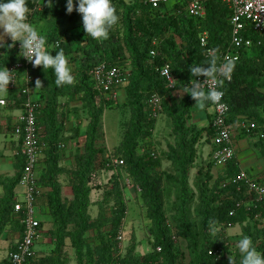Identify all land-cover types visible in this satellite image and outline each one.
Wrapping results in <instances>:
<instances>
[{"label": "trees", "instance_id": "16d2710c", "mask_svg": "<svg viewBox=\"0 0 264 264\" xmlns=\"http://www.w3.org/2000/svg\"><path fill=\"white\" fill-rule=\"evenodd\" d=\"M185 1H172L174 2L172 8L168 9L166 5L162 10L155 12L142 0H133V3L113 0L115 7L119 6L118 24L110 31L107 40L98 42L84 32L81 14L75 10L70 14L67 12V0H51L52 7L47 4L48 0H44V3L41 0L40 8L37 7L38 0H28L30 8L28 21L37 26L43 24L41 34L51 45L48 50L54 52L63 48L69 64L77 63L78 52L83 56L76 70L78 75L76 77L73 75L74 81L71 85L57 87L52 70L49 68L44 71L42 66H37L33 73L34 78L29 84L33 89L37 80L41 82L39 87L41 97L37 98L34 90L32 92L35 99L45 102L37 121L38 126L43 129L41 139L44 143L42 156L45 158L43 161L45 168H41V157L39 169H43V173L39 175L38 183L41 194L36 204L39 207V203H42L48 209L53 224L48 232L54 240V248L48 255L29 256L25 264H68L62 257L67 240L74 249L77 264H139L135 246L131 245L123 254L119 248L120 241L117 239L127 216V202L134 198L127 199L126 190L117 186L114 189L116 201L111 218L104 217L100 210L102 217L92 222L89 214L91 192L99 187L93 180L97 173L96 159L100 153L96 144L101 134V118L104 114L103 103H96V97L104 94H100L94 86L90 70L102 61L121 66L127 58L130 60L131 68L128 83L124 86L131 117L116 151L120 154L111 155L124 161V164L117 168H124L126 175L136 184L138 191L135 189L130 191L132 197H138L140 200L150 223L148 233L153 251L149 257L151 255L156 257L162 264H178L179 250L173 240L172 226H169L165 212L167 186L174 193V200L169 208L170 218L176 234L187 244L188 264H230L231 256L232 264H239L241 256L238 250L227 254L230 250L225 233L226 228L237 225L241 227L242 235L249 236L256 249L264 253V223L251 224V218L255 215L264 216V204L253 206L254 201L244 187L240 191L236 190L232 179L238 175L239 170L236 169L234 161L225 167L226 175L217 178L212 186H209L212 176L208 170L207 172L202 168L198 170L202 201L199 215L202 217L204 232H208L210 225L220 226V231L201 242L199 232L193 227L194 223L189 222V206L194 201L195 194L191 192L188 180L196 160L197 143L204 130L187 122L195 101L187 92L190 91L192 79L190 67L194 63H206L211 56H216L219 63L230 46L232 30L230 9L222 0H210L206 4L204 19L187 16L182 11ZM203 31H206L208 36V44L205 47L200 44V35ZM243 35L255 41L260 39L248 26ZM4 48L8 50L7 47ZM209 49H213L215 53L208 54ZM153 50L154 57L151 56ZM14 51L12 47L0 57V67H7L18 59ZM166 63L170 65L173 76L171 89L168 82L156 71L157 67ZM86 76H89L88 80ZM222 89L225 93V102L229 106L228 123L236 126L244 119L255 122L259 129L264 131V45L254 46L241 55L239 62L233 66L231 80L229 82L224 80ZM175 91H182L186 95L177 101L172 95ZM6 92L8 95L4 98L7 103L11 98H16L17 101L14 102L15 106L8 104L0 107V114L5 107L21 109L26 99L19 90L10 89ZM165 92L170 94L169 98L165 97ZM82 93L87 103L89 118L83 132L86 137L84 152L75 156V167L66 170L61 164L64 158L62 153L64 149L61 145L65 147L62 136L66 125L60 113L64 103L60 102V98L72 102ZM155 93L162 97L161 114H164L172 125L174 143L168 146L165 153V158L170 161L172 167L171 172H157L160 170L161 159L151 156L150 153L139 152V140L151 134L156 126L157 118L152 116L148 104L149 98ZM105 104L112 106L113 102L108 100ZM80 129L81 126L78 124L76 135H79ZM211 129L214 132L212 127ZM19 142L21 146V138ZM107 160L110 164V159ZM109 166L113 168L111 164ZM17 167L18 170L12 177L0 176V188L3 190L0 196V239L6 231L19 230L22 233L23 229L20 222L21 213L14 212L15 205L21 199L16 193L24 167V158L20 154L17 158ZM65 173L73 194L68 200L63 197L62 184L59 180ZM224 183L227 185L223 186ZM246 201L248 202L246 205L251 206L249 211L247 210L249 207H245ZM105 221L111 225V229L104 233L102 228ZM42 227L41 222L40 238ZM94 228L101 241L99 261L95 263L92 250L87 246V233ZM259 241L260 244L257 245ZM15 249L16 244L9 252ZM1 264H10L8 258Z\"/></svg>", "mask_w": 264, "mask_h": 264}, {"label": "rangeland", "instance_id": "374dc122", "mask_svg": "<svg viewBox=\"0 0 264 264\" xmlns=\"http://www.w3.org/2000/svg\"><path fill=\"white\" fill-rule=\"evenodd\" d=\"M127 3H133V0H125ZM48 4V3H47ZM174 5V2H171L168 4V9L172 8ZM119 6L117 5L116 8ZM167 11V10H165ZM2 31V29H0ZM6 43H12L11 39L8 37H5ZM79 46V45H77ZM14 47V46H13ZM10 50V48H8ZM4 47H0V57L3 54H6L8 52ZM74 56V55H73ZM83 55L77 53L78 61L77 63H71V69L72 74L76 77L78 75V67L80 66V60ZM128 56V55H127ZM122 68L125 70V72L129 73L131 64L129 58L125 60L123 64H121ZM89 76H86L88 80ZM90 79V78H89ZM126 86L120 87L116 91L118 94H116L115 97L113 96H98L96 97V103L101 104L103 103L104 106V114L101 118L102 121V127H101V134L97 141V148L100 150V153L97 156L96 159V177L94 178V184H98L99 187H96L92 190L90 195L91 205L89 208V214L91 216L92 222H95L97 219H100L102 216H100V210L103 212L104 217L111 218L110 216L113 214V209L115 208V188L119 186L122 189H125L126 191V198L130 199L134 198L127 202L128 206V212L127 216L124 219L122 226L120 228V232L122 235V251L123 254H125L129 247L131 245L135 246V253H138L139 256V264H162V261L157 259L156 257L150 256L153 251L152 241L151 237L148 233V229L150 226L149 220L146 217V214L143 211V207L141 206L140 200H138V197H132L131 191L135 189L137 190L136 184L133 183V181L130 179L128 175L125 173L124 168H112L108 164V158L110 159V154H116L118 146L121 144V141L123 139V136L125 134L126 129L128 128V122L131 117V111L130 107L127 103V97H126ZM32 90H34L35 96L37 98H40V88L35 87ZM7 92H0V99L6 98ZM168 92H165V97L169 98ZM182 96V95H181ZM180 100V98H176ZM108 100H111L113 102L112 106H108L105 104ZM177 100V101H178ZM15 99H10L9 103L12 106H15L14 102H16ZM9 107H5L2 109V112L0 114V132L4 135L6 133L5 138L0 134V176L1 178L9 175L8 177H12L18 170L17 167V158H18V151H20V142L18 135L16 133V129L13 123V120L10 118V115L7 114V111H9ZM61 116L64 119L65 122V130L63 134V141L65 144H62L64 149L62 152L63 160L61 164L64 166L66 170L70 168L75 167V156L81 155L84 152V145L86 137L84 135L85 127L88 123V111H87V103L84 98L83 93L78 94L76 96V99L72 102H66L64 101L63 106L61 108ZM5 115V116H4ZM12 116V115H11ZM14 116H12L13 118ZM1 118L3 120H1ZM81 126L79 135H76V127L77 125ZM210 140H206L208 142H203L202 144L199 142L200 138L198 140V145L196 147V160L194 167L190 170L189 175V187L191 192L195 194L194 201L189 206V222L194 223V229L195 231L199 232L200 234V240L201 242H204V239L206 237L212 235L210 232V228H214L216 230L215 235L218 231H220V226L210 225L208 232H204L203 224H202V217L199 215V209L201 207V181L199 179V173L198 170L202 168L204 171L210 173L212 176V180L209 183V186H212L214 181L217 178H221L226 175V168L220 165H217L214 161L213 155L216 151V141L214 132L212 131V135L209 136ZM234 140V137H233ZM140 148L139 152L140 154H153L154 157L157 156L159 159H161V166L160 170L157 172H171L172 167L170 164V161H168L165 158V153L168 151V146L172 145L174 143V135L172 133V125L170 120L164 115L160 114L159 117L156 120V126L153 129L151 134L143 136L140 140ZM201 144V146H200ZM207 144L205 147L204 145ZM210 145V147H209ZM212 145V148H211ZM118 155L120 153H117ZM45 158L42 156L41 161V168H45L44 161ZM13 163V166L10 164ZM43 169H39L40 173L39 175H42ZM59 180L63 186V197L68 199L65 196V191L71 187L68 184V176L67 173L63 174L59 177ZM223 183V182H222ZM117 184V185H116ZM16 191L18 195L20 196L21 192L23 191L22 186H17ZM72 191V190H71ZM129 193V195H128ZM3 194L2 188H0V196ZM135 196V195H133ZM231 198V197H229ZM174 200V193L168 189L165 192V212L168 220V224L172 226V234H173V240L176 243L178 250H179V256H178V264H188L189 262V252L187 249V244L184 239L178 237L176 234L177 231L173 226V221L170 218V206ZM248 202H245V207H249L247 210L249 211L251 209L250 205H246ZM40 207V214L39 217L41 219V222L43 223L42 231H41V238L38 240L39 244L45 246V250H48L47 252H51L54 248V240L49 235V230L53 227L52 219L50 218L48 214V209L45 205L42 203H39ZM247 212V211H246ZM108 221V220H107ZM257 224L261 225L264 223V216L260 217L259 215H255L254 218H251V224ZM107 226H106V225ZM255 226V225H254ZM111 229V225L105 221L104 226L102 228V231L108 232ZM204 232V233H203ZM227 241H228V247L230 251H227V254H230L231 252H234L237 250L236 248V241L242 237V230L239 225L233 227V228H226L225 229ZM212 235V236H215ZM118 237V236H117ZM119 241V240H118ZM87 246L92 250L93 253V262L99 261V254L101 251V241L97 237V230L96 228L90 230L87 233ZM4 239L0 240V260H2L7 252V249L3 246ZM260 244V241L257 243V245ZM62 257L67 261L68 264H77V259L75 256L74 249L70 245L69 240L66 241V245L63 249Z\"/></svg>", "mask_w": 264, "mask_h": 264}, {"label": "built area", "instance_id": "2783aa9c", "mask_svg": "<svg viewBox=\"0 0 264 264\" xmlns=\"http://www.w3.org/2000/svg\"><path fill=\"white\" fill-rule=\"evenodd\" d=\"M145 5L152 11L158 12L164 6L175 0H142ZM210 0H186L182 7L183 12L193 18L204 19L206 16V4ZM230 9L231 38L230 46L222 55L232 61V69L227 79H219L210 82L211 87L217 88L222 92L220 101L216 104L211 103L213 109L212 128L214 130L216 151L213 158L217 165L226 167L231 161H234L236 149L233 140L235 129H240L247 134H255L258 140H264V131L260 130L258 125L253 121L241 119L236 126L227 121L229 106L225 102V93L222 89L224 80L230 81L232 78L233 66L239 62L241 55L251 50L254 46L264 45V0H222ZM41 0H38L37 7L40 8ZM181 11H178L180 13ZM248 28L250 31L259 35L260 39L253 40L243 35ZM207 34L203 31L200 35V44L202 47L207 46ZM14 53L18 57L15 62L10 63L7 68L13 72L15 78L9 83L8 90H19L22 96H25L21 113L14 123L18 138L22 139L20 154L24 158V167L19 181L22 186L21 199L15 205L14 212L21 213L20 222L23 226L20 239L16 242V249L9 252L8 260L10 264H25L29 256L36 255L34 252L35 244L40 238L41 219L39 217V207L36 202L41 194L39 188V168L44 149V143L41 139L43 129L38 126V115L45 106V102L35 99L30 83L32 82L33 73L37 66H33L30 61L19 55L20 44L14 45ZM215 51L209 49L208 54L213 55ZM151 56H155V51H151ZM156 71L168 82L170 89L173 88V76L170 65L166 63L157 67ZM169 71V72H168ZM168 72V75H167ZM90 75L94 86L105 96L115 97L117 90L115 88L123 87L128 83L129 73L120 65H112L107 61L98 62L90 70ZM203 82L205 77H198ZM207 88L208 85H205ZM152 116L158 118L162 113V97L155 93L151 95L148 101ZM5 98L0 99V107L7 106ZM62 146V145H61ZM63 147V146H62ZM111 155V154H110ZM151 156H154L151 154ZM110 164L114 169L124 164V161L111 155ZM232 184L236 185V190L240 191L245 188L248 195L254 201L253 206L264 204V182L253 178L246 171L240 170L238 175L232 179ZM227 185L224 183L223 186ZM240 204L238 203V206ZM170 226V225H169ZM117 239L120 241L119 248L122 251V235L119 231ZM159 250V249H158Z\"/></svg>", "mask_w": 264, "mask_h": 264}, {"label": "clouds", "instance_id": "9594fccd", "mask_svg": "<svg viewBox=\"0 0 264 264\" xmlns=\"http://www.w3.org/2000/svg\"><path fill=\"white\" fill-rule=\"evenodd\" d=\"M48 4L49 7L53 6L51 0H48ZM28 5V0H0V29H2L0 47L12 48L16 42H19V55L30 61L33 66H42L44 71L50 68L55 76L54 82L57 87L71 85L74 76L63 48L54 52L48 50L51 45L41 34L43 24L37 26L28 21L30 15ZM66 10L69 14L73 10L81 14L84 32L98 42L107 40L110 31L119 21V14L113 0H67ZM5 37L10 38L12 43L5 44ZM231 69L232 61L226 56L219 63L216 56H211L206 63H194L190 67L192 79L190 91L187 92L196 101V107L204 109L206 103L216 104L220 101L222 92L211 87L210 82L227 79ZM12 73L6 66L0 67V92L7 91L9 83L15 80ZM200 76L205 77L203 82L198 79ZM205 85L208 87L206 88ZM40 86L41 82L37 80L36 88ZM210 232L215 235L216 230L210 228ZM236 248L241 256L239 264H264V253L256 249L249 236L240 237L236 241ZM232 261L231 256L230 264Z\"/></svg>", "mask_w": 264, "mask_h": 264}, {"label": "crops", "instance_id": "0c3cea01", "mask_svg": "<svg viewBox=\"0 0 264 264\" xmlns=\"http://www.w3.org/2000/svg\"><path fill=\"white\" fill-rule=\"evenodd\" d=\"M172 95L175 98H180L181 100L185 97L186 94L182 91H175V92H172ZM64 101H65L64 98H60L61 103H63ZM195 103L196 101H194L191 107L189 120L187 122L188 124H193L197 126L199 129H204L200 135L199 142L201 144L203 142L208 144L206 140H210L209 136L211 135L209 134H212L211 124H212V119H213V109H212L210 102L206 103L204 109H200L196 107ZM20 113H21V109L19 107L10 109L9 111H7V114L10 115V118L13 120V123L16 122ZM11 115L14 117L12 118ZM1 120L3 119L1 118ZM0 134L5 138L6 133H4L3 135L0 132ZM233 137H234V144H235V149H236V156L234 159V165L236 169L239 171L244 170L253 178L264 182V142H260L255 134H252V133L247 134L246 132L241 131L240 129L234 130ZM207 144H205L204 146L206 147ZM211 148H212V145H211ZM10 165L13 166V163ZM63 190L64 189L62 186V194L64 193ZM65 196L68 198H72L73 194L70 188H68L65 191ZM19 197L21 198V195ZM39 213H40V209H39ZM20 237H21V233L19 230L18 231L10 230L4 233L1 239L2 240L4 239L3 246L7 249V252H6L5 257L2 260H0V264L3 261H5L6 258H8V254H9L11 247H14V245L20 239ZM38 244H39V241L35 244V247H34V252L36 255L44 256V255H48L51 253V252H47L48 250H45V246L38 245Z\"/></svg>", "mask_w": 264, "mask_h": 264}]
</instances>
